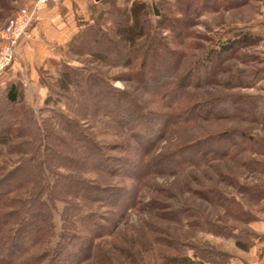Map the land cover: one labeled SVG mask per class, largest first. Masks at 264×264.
Listing matches in <instances>:
<instances>
[{
  "label": "rangeland",
  "instance_id": "1",
  "mask_svg": "<svg viewBox=\"0 0 264 264\" xmlns=\"http://www.w3.org/2000/svg\"><path fill=\"white\" fill-rule=\"evenodd\" d=\"M37 1L0 0V48L8 21L19 9L31 7ZM126 1L117 0L116 5L129 7L132 2ZM136 1L149 7L158 5L160 25L167 27L158 33L165 38L166 68L175 69L176 73L166 96L160 94V87L166 82L163 74L150 79L156 90L146 89L129 69L70 52V41L78 32L87 30L86 25L96 22L103 29H112L108 17L103 15L108 5L102 0H49L29 27L28 37L19 43L32 42L25 61L39 69V84L33 86L34 91L22 92L24 105L36 115L44 107L41 100L50 95L49 88L64 64L104 77L115 90L135 98L146 114L142 118L129 110L132 122H127L134 126L131 131L127 126L129 130L111 122L100 125L80 113L67 111L64 102L49 104L51 109L58 107L77 122L102 147L98 161H86L84 157L86 162L79 160L81 165L73 162L69 170L56 169L62 175L80 179L83 188L89 184L96 188L81 193L86 195L85 199H66L86 211L83 217L87 218V212L93 213L87 224H95L98 234L101 232L94 236L86 231L87 224L70 218L72 225L65 226L64 242L81 249L80 255L72 258V264H197L201 257L209 260H203L204 264H213V259L222 264L235 254L236 241L248 246L258 240L264 224V126L245 114L209 116L201 105L224 94L264 99V0H249L242 7L207 12L187 27L179 21L174 0ZM149 20L156 31L157 19L150 16ZM72 33L67 43L56 42ZM237 34L249 35L251 42L226 58L215 81L193 87L197 76L204 75L202 70L194 73L197 62L207 50L217 49ZM49 45L53 53L49 52ZM18 55L16 51L12 64L0 75V89L7 85L4 77ZM133 66L137 69L138 63ZM155 68L154 72L161 69L158 65ZM243 70L259 74L255 84L249 88L229 87V78ZM153 71L147 68L144 79L151 78ZM178 81L190 86L175 100L173 89ZM42 116L49 118L50 114ZM63 155L75 159L68 152L63 151ZM20 159L17 155H2L0 175ZM16 196L25 194L12 195ZM69 205L59 201L52 204V235L46 246L30 252V257L43 250L51 251L59 241L65 230L61 213ZM26 259L15 264H33ZM0 264H4L1 259Z\"/></svg>",
  "mask_w": 264,
  "mask_h": 264
},
{
  "label": "trees",
  "instance_id": "2",
  "mask_svg": "<svg viewBox=\"0 0 264 264\" xmlns=\"http://www.w3.org/2000/svg\"><path fill=\"white\" fill-rule=\"evenodd\" d=\"M116 1L102 0L108 5L103 15L108 17L112 29H103L101 23L93 21L94 25H86L87 30L80 34L78 32L79 35L70 41V52L75 55L87 54L97 62L129 69L138 83L146 89H155L150 84V79H156L159 74H163L161 76L166 82L160 87L163 90L160 94L166 96V89L171 87L176 71L168 70L165 65V38L158 31L166 30L167 27L160 25V8L158 5L149 7L145 2L136 0H125L132 2L131 5L118 7ZM247 2L249 0H174V7L180 16L179 21L187 27L207 12L214 13L222 8L234 9L246 5ZM150 16L157 19L156 31L152 30ZM249 40V35L237 34L234 38L220 43L217 49L207 50L202 60L197 62L198 69L194 71L197 73L202 70L204 75L197 76L193 87L215 81L217 75L222 72L221 65L226 58L234 55L237 48L244 46ZM135 62L138 63L137 69L133 66ZM156 65L161 67V71H153ZM147 68L153 71L154 75L144 79ZM258 75L248 70L239 71L229 78L227 84L231 88H249L255 84ZM177 83L173 89L176 92L175 100L180 97L184 88L190 86L179 81ZM49 92L44 107L36 115L31 108L24 105L18 83L9 82L4 89H0V157H21L13 168L0 175V252L3 253L0 259L4 264H15L24 257L33 264H42L45 261L47 264H72V258L80 255L81 249L64 242L67 239L65 226L72 225L70 218L86 225L94 216L93 213L87 212V218L83 217L82 214L86 211L74 201L69 202L66 197L85 199L86 195L81 193L96 188L92 184L83 188L80 179L75 180L68 174L62 175L56 169L69 170L74 164L81 165L79 160L83 163L89 160L98 161L102 147L95 143L77 122L58 107L51 109L49 104L64 102L67 111L80 113L100 125L111 122L125 129L128 127L131 131L134 126L128 125L127 122L131 119L129 110L142 118L146 115L142 113L135 98L124 91L115 90L104 77L86 70L73 69L65 64L62 65L59 77L49 88ZM52 96L55 100H52ZM203 104L201 107L209 116L221 118L245 114L264 126V99L259 96L224 94ZM45 113L50 114V117H43ZM63 151L75 159L63 155ZM19 192H24L25 196L12 197ZM56 201L70 204L61 213L62 227L65 230H62L59 241L51 251L43 250L40 254L30 257L28 254L46 246L52 235V204ZM9 223L12 224L11 229L8 228ZM94 225L87 224L88 228L85 230L96 236L99 228L96 230ZM99 226L101 229V225ZM235 243L240 245L238 241ZM187 258L190 262L191 259ZM231 258L232 256H228V261ZM198 259L197 264L205 263V258ZM210 263L220 264L218 259L210 260Z\"/></svg>",
  "mask_w": 264,
  "mask_h": 264
},
{
  "label": "crops",
  "instance_id": "3",
  "mask_svg": "<svg viewBox=\"0 0 264 264\" xmlns=\"http://www.w3.org/2000/svg\"><path fill=\"white\" fill-rule=\"evenodd\" d=\"M75 33V31H73ZM34 33H36L34 31ZM74 33L65 37L64 39L58 41L62 44L67 43ZM29 42V43H28ZM24 41L19 46L17 51L19 52L18 58L15 60L11 68L7 71L6 76L4 77V82H15L22 86V92L34 91L33 86L39 84V69H37L36 64H28V55L27 51L32 48V42ZM50 50V51H49ZM49 52L53 53L52 46L49 45ZM34 51V50H32ZM26 59V61H25ZM24 87V88H23ZM43 92V89L40 88V92ZM44 102V97L41 100V104ZM261 232H259L258 240L251 245H248L246 248L239 245L234 246L235 254L232 255V258L229 260L228 264H264V224H262Z\"/></svg>",
  "mask_w": 264,
  "mask_h": 264
},
{
  "label": "built area",
  "instance_id": "4",
  "mask_svg": "<svg viewBox=\"0 0 264 264\" xmlns=\"http://www.w3.org/2000/svg\"><path fill=\"white\" fill-rule=\"evenodd\" d=\"M49 0H38L31 7L19 9L8 21L2 33L3 43L0 48V75L12 64L20 41L28 37V29L34 23L37 13Z\"/></svg>",
  "mask_w": 264,
  "mask_h": 264
}]
</instances>
